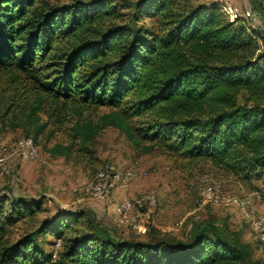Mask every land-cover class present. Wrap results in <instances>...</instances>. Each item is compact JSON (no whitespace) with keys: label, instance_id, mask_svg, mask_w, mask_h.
<instances>
[{"label":"trees","instance_id":"obj_1","mask_svg":"<svg viewBox=\"0 0 264 264\" xmlns=\"http://www.w3.org/2000/svg\"><path fill=\"white\" fill-rule=\"evenodd\" d=\"M248 1L229 4L230 20L218 2L199 0H0V75L24 89L18 126L35 144L48 112L68 121L70 142L46 148L53 156L84 150L112 128L139 154L202 160L247 182L263 177L264 36L244 13L257 22L264 0ZM40 206L1 198L0 264H260L210 222L194 224L185 239L136 240L61 210L8 241V227ZM45 235L61 240L55 256L39 245Z\"/></svg>","mask_w":264,"mask_h":264},{"label":"rangeland","instance_id":"obj_2","mask_svg":"<svg viewBox=\"0 0 264 264\" xmlns=\"http://www.w3.org/2000/svg\"><path fill=\"white\" fill-rule=\"evenodd\" d=\"M47 1L50 4H63L70 0ZM199 2L211 3L216 0ZM223 2L230 5L235 3L237 8L250 6L248 0ZM129 11L128 8L120 10L124 20ZM146 23H150V20H146ZM250 24L262 26L264 32V16ZM14 82L7 74L0 75V112L12 103L9 112L0 118V200L5 195L39 200L41 211L9 226L5 237L8 241L30 232L40 221L51 218L61 210L82 211L114 236L136 240H148L155 235L185 239L194 224L210 222L247 245L250 258L264 264V244L259 243L250 219L245 217L238 205L243 202L247 210L264 216V176L247 182L239 177L225 176L202 160L190 163L179 156L160 152L139 154L112 128L98 133L84 150L75 145L67 157L53 156L46 148L55 143L64 145L70 142V123L63 119L57 122L50 112V124L35 142L38 158L31 161L19 152H12L15 143L27 137L24 129L18 126L19 107L24 104V89L21 83ZM41 118L46 119L43 114ZM49 130L53 132L50 136ZM106 163L121 170L130 169L135 176L126 189L115 191L107 200L96 199L87 193L86 187L93 180L95 172ZM132 184L136 191L129 193ZM206 185H216L222 200L216 204L202 202L199 193ZM145 193L155 195V204L143 207L142 216L136 221L125 223L115 214V202L123 197L134 199ZM75 229L80 230L81 226L76 225ZM38 239L44 253L54 248L52 236H39Z\"/></svg>","mask_w":264,"mask_h":264},{"label":"built area","instance_id":"obj_3","mask_svg":"<svg viewBox=\"0 0 264 264\" xmlns=\"http://www.w3.org/2000/svg\"><path fill=\"white\" fill-rule=\"evenodd\" d=\"M216 2L220 4L230 20L236 17L235 9L228 3H224L223 0H216ZM244 16L252 22L258 18L252 10L246 11ZM12 152H19L31 161H35L39 155L38 149L31 138H22L18 140ZM134 176V171L130 169L121 170L114 167L112 164L106 163L95 172L93 180L90 181L86 187V191L96 199L107 200L114 195L115 191L126 189ZM199 194L202 202L205 203L216 204L222 200L221 192L216 185H206L202 187ZM154 204L155 195L152 193H145L134 199L123 197L121 200L115 202L113 207L118 217L125 223H130L142 216L141 209L143 207L153 206ZM238 205L245 217L250 219L257 240L259 243L264 244V216L254 214L252 211L247 210L243 202H240ZM133 214L134 217H132ZM53 246V256H55L61 247V240L57 239Z\"/></svg>","mask_w":264,"mask_h":264},{"label":"crops","instance_id":"obj_4","mask_svg":"<svg viewBox=\"0 0 264 264\" xmlns=\"http://www.w3.org/2000/svg\"><path fill=\"white\" fill-rule=\"evenodd\" d=\"M232 5L233 6H237L235 3H232ZM240 6V5H239ZM262 26H260V27H256V26H254V28L261 34V35H263L264 36V32L262 31V28H261ZM136 191V189H134V187H133V184H132V187H131V191L129 192V193H133V192H135Z\"/></svg>","mask_w":264,"mask_h":264}]
</instances>
